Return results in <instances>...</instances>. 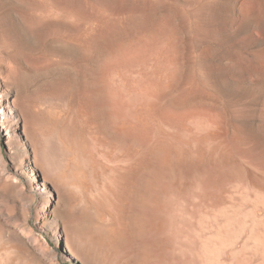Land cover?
<instances>
[{"label": "rangeland", "instance_id": "obj_1", "mask_svg": "<svg viewBox=\"0 0 264 264\" xmlns=\"http://www.w3.org/2000/svg\"><path fill=\"white\" fill-rule=\"evenodd\" d=\"M0 264H264V0H0Z\"/></svg>", "mask_w": 264, "mask_h": 264}, {"label": "bare ground", "instance_id": "obj_2", "mask_svg": "<svg viewBox=\"0 0 264 264\" xmlns=\"http://www.w3.org/2000/svg\"><path fill=\"white\" fill-rule=\"evenodd\" d=\"M27 232V236H28V238H30V239H32L35 243L37 242L38 243V237H35V235H34V232L31 230V229H29L28 231H26ZM26 234V233H25ZM24 234V235H25ZM40 244V243H39ZM41 247V246H40Z\"/></svg>", "mask_w": 264, "mask_h": 264}]
</instances>
